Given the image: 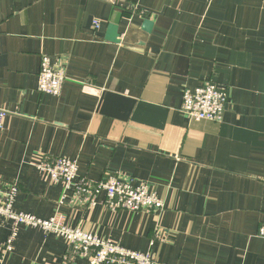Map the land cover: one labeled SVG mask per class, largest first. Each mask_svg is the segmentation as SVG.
Listing matches in <instances>:
<instances>
[{
  "label": "crops",
  "instance_id": "crops-1",
  "mask_svg": "<svg viewBox=\"0 0 264 264\" xmlns=\"http://www.w3.org/2000/svg\"><path fill=\"white\" fill-rule=\"evenodd\" d=\"M43 55L65 66L59 96L36 90ZM203 80L227 91L221 122L180 110L182 89ZM39 154L144 184L165 205L84 211L69 192L70 227L154 264H264V0H0V186L16 182L13 209L47 219L63 185L31 164ZM10 231L0 215V245ZM65 250L20 225L2 264H60Z\"/></svg>",
  "mask_w": 264,
  "mask_h": 264
},
{
  "label": "built area",
  "instance_id": "built-area-1",
  "mask_svg": "<svg viewBox=\"0 0 264 264\" xmlns=\"http://www.w3.org/2000/svg\"><path fill=\"white\" fill-rule=\"evenodd\" d=\"M99 20L92 21V29L98 30ZM66 79L65 66L59 61L43 55L37 74L36 90L40 94L59 96ZM181 112L194 121L209 120L221 122L227 91L211 80H203L197 86H185L181 94ZM31 164L50 183H61L63 195L57 202L54 213L47 219L13 209L18 185L12 182L0 186V215L11 222V231L0 245V264L12 251V243L20 225L38 227L45 233L61 236L66 242V250L60 264H74L83 258L88 264H154L150 253L130 250L109 240L100 238L79 227H70L64 221L60 206L69 196L71 206L84 211L100 204L113 212L119 210L160 213L165 209L163 200L144 184L134 185L129 179L118 174H105L99 180H90L78 175L76 160L65 157H50L39 154ZM103 195L102 199L99 196ZM256 236L264 239V222L257 229Z\"/></svg>",
  "mask_w": 264,
  "mask_h": 264
},
{
  "label": "water",
  "instance_id": "water-1",
  "mask_svg": "<svg viewBox=\"0 0 264 264\" xmlns=\"http://www.w3.org/2000/svg\"><path fill=\"white\" fill-rule=\"evenodd\" d=\"M152 28V22L146 18L143 20L142 29L149 32ZM119 31H118V25L114 23H109L107 25L106 33H105V39L107 41L117 43L119 42Z\"/></svg>",
  "mask_w": 264,
  "mask_h": 264
}]
</instances>
